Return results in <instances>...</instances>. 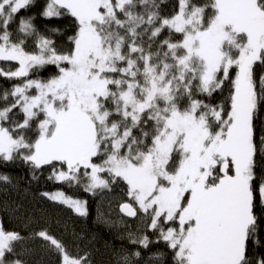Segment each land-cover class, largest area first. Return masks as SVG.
I'll list each match as a JSON object with an SVG mask.
<instances>
[{"label":"snow or ice","instance_id":"6c2138e0","mask_svg":"<svg viewBox=\"0 0 264 264\" xmlns=\"http://www.w3.org/2000/svg\"><path fill=\"white\" fill-rule=\"evenodd\" d=\"M32 4L0 0V61L19 65L0 69V76L23 79L0 97L13 100L0 108V160L19 156L34 168L53 166L57 181L86 180L85 191L108 188L100 175L108 173L112 182L126 183L138 206L123 203L121 211L150 217L148 227L175 252L176 264H251L253 120L264 102V76L258 92L254 66L264 64V0H177L174 14L165 17L156 0H46L43 17L70 15L77 22L67 52L39 34L31 17H20L18 32L35 35L37 51H26L23 39L13 42L8 27ZM165 30L169 36L159 40ZM177 34L181 38L173 39ZM45 65H55L58 75L28 78ZM227 80L229 109L196 98L211 96ZM14 109L22 122L12 119ZM37 120L29 141L26 133ZM259 194L264 203V184ZM44 195L87 214L84 202L63 192ZM36 235L60 254L61 264H86V256L71 257L46 231ZM23 239L0 222V264H24L6 262ZM131 242L151 243L147 235Z\"/></svg>","mask_w":264,"mask_h":264},{"label":"trees","instance_id":"16d2710c","mask_svg":"<svg viewBox=\"0 0 264 264\" xmlns=\"http://www.w3.org/2000/svg\"><path fill=\"white\" fill-rule=\"evenodd\" d=\"M193 2L203 5L208 3V0H193ZM45 3L46 0H33V4L29 8L20 11L19 15L10 23L11 38L16 41L25 38L31 49L34 50L37 37L35 35L25 36L18 32L20 17H31L39 34L51 39L58 52H67L72 48L69 37L76 33L77 22L70 15H63L59 18L43 17L41 12ZM156 3L159 5L157 10L162 17L173 15L177 8V0H156ZM136 10L143 11V7L138 5ZM168 36L169 33L165 30L159 40ZM180 38L178 34L173 37V39ZM254 74L257 91L260 92L259 78L264 76V64L258 62L254 66ZM55 75H58L55 65H45L29 73V76L34 79L45 81ZM21 81L22 79H7L0 76V97L5 92H10L13 86ZM231 90V80H227L222 89L217 90L211 96L197 94L196 98L202 99L210 105L223 104L227 110L230 108L228 100ZM12 102L11 96L7 102L0 99V108L6 107ZM14 113L16 115L12 119L22 122L23 114L19 112V109H14ZM114 118L118 119V117ZM36 124L37 121H34L32 131L26 133L29 141L35 139ZM5 125L8 126L7 122ZM253 127L257 145L252 182L253 211L257 217V232L248 242L247 257L251 264H256V261L264 257V203H262L259 194V187L264 184V146L261 145V138L264 137V102L258 105ZM59 166V164L56 165L57 168ZM52 171L53 166L44 165L34 168L19 156L12 161L0 160V175L8 177L7 181H0V222L7 230L16 231L26 239L38 237L36 233L46 231L64 245L71 257L86 256V264H124L125 257H130L132 264H176L175 252L162 239H159V231H146L145 235L149 237L151 243L148 248H143L139 244H133L131 240L98 219L97 208L99 205L97 202L100 194L103 192L116 195L125 194L127 186L123 180L111 181L108 188L85 191V187L81 183L69 184L57 181L52 177ZM56 192H63L66 196L84 202L87 214L79 215L73 208L44 195ZM137 251L141 255L133 256L132 254ZM59 256L58 252H47L45 262L40 264H56Z\"/></svg>","mask_w":264,"mask_h":264},{"label":"rangeland","instance_id":"374dc122","mask_svg":"<svg viewBox=\"0 0 264 264\" xmlns=\"http://www.w3.org/2000/svg\"><path fill=\"white\" fill-rule=\"evenodd\" d=\"M8 30L9 32L11 31L10 25L8 27ZM21 39L24 40V47L26 51H29V52L37 51L36 47L34 48V50L31 49L29 42H27L25 38H21ZM12 40L13 42H17L14 39ZM18 66L19 65L17 62L0 61V69H3V71L5 72L15 71L18 68ZM231 74L233 76L235 75L234 69L231 70ZM28 78L34 79L31 76H28ZM21 83H23V79ZM29 94L35 95V90H29ZM39 119H43V115H41ZM38 122L39 121L37 120V124ZM103 158L104 157H101L100 159H96L94 160V162L100 163ZM100 175L102 176V178L109 180L110 182L109 186H110L112 180H111V177L108 178L109 177L108 173H101ZM86 183H85V180L84 182L83 181L81 182V184H83L84 187ZM124 193L125 194L120 193L118 195L114 193L110 194V192L101 193L98 199V202H97L99 205L97 208V215L100 221L107 223L108 226L118 231L122 236H125L127 239L131 240L132 237L143 236L145 235L147 230H152L148 227V225L151 223V220H150V217L146 216L144 213L139 212V211H138L137 216L135 217H132V218L126 217L119 209L121 204H123L124 202H127V203H132L134 207H138V206H136L134 202L130 200V198L127 195V190ZM56 201L60 202L58 200ZM63 205H66V204H63ZM168 226H174V225H168ZM47 252L51 253V252H57V251L52 246H50V244L47 241L43 240L40 237H33L30 239L24 238L21 242H19L16 245L15 252L13 254L6 255V262L19 258L24 261V264H34L35 262H36L35 264H40L41 262H45L46 260L45 254ZM56 264H61V256H59Z\"/></svg>","mask_w":264,"mask_h":264},{"label":"water","instance_id":"95a60500","mask_svg":"<svg viewBox=\"0 0 264 264\" xmlns=\"http://www.w3.org/2000/svg\"><path fill=\"white\" fill-rule=\"evenodd\" d=\"M125 216H127L124 212H122ZM127 217H130V216H127Z\"/></svg>","mask_w":264,"mask_h":264}]
</instances>
